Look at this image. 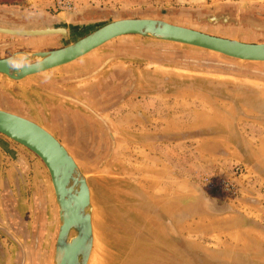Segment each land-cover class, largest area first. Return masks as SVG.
Segmentation results:
<instances>
[{"label": "rangeland", "instance_id": "374dc122", "mask_svg": "<svg viewBox=\"0 0 264 264\" xmlns=\"http://www.w3.org/2000/svg\"><path fill=\"white\" fill-rule=\"evenodd\" d=\"M0 16L67 31L0 34V59L116 19L264 43V0H0ZM0 109L49 132L86 176L87 264H264V63L125 36L19 82L0 75ZM56 208L39 159L0 135V264H51Z\"/></svg>", "mask_w": 264, "mask_h": 264}, {"label": "water", "instance_id": "95a60500", "mask_svg": "<svg viewBox=\"0 0 264 264\" xmlns=\"http://www.w3.org/2000/svg\"><path fill=\"white\" fill-rule=\"evenodd\" d=\"M66 33L63 28H0V34L16 37H66ZM125 36L179 44L239 62L264 63V43L246 44L234 39H221L162 20L116 19L99 25L94 31L59 49L18 52L0 59V75L19 82L73 63L106 43ZM9 61L19 65V70ZM0 135L31 152L48 173L58 212V230L51 264H87L93 234L86 176L66 148L31 120L0 109Z\"/></svg>", "mask_w": 264, "mask_h": 264}, {"label": "flooded vegetation", "instance_id": "af4514ba", "mask_svg": "<svg viewBox=\"0 0 264 264\" xmlns=\"http://www.w3.org/2000/svg\"><path fill=\"white\" fill-rule=\"evenodd\" d=\"M0 21L3 22V23H6V24H3V25H0V28H8V25H12V24L8 23V18H5V17L3 18V17L0 16ZM41 23L47 24V22L44 21V20L43 21L42 20H30L28 22V25H32V26L36 27V26L40 25ZM24 24H27V21H25ZM32 29H34V28H32ZM48 51H51V50H48Z\"/></svg>", "mask_w": 264, "mask_h": 264}, {"label": "crops", "instance_id": "0c3cea01", "mask_svg": "<svg viewBox=\"0 0 264 264\" xmlns=\"http://www.w3.org/2000/svg\"><path fill=\"white\" fill-rule=\"evenodd\" d=\"M146 176L148 177V179H152V175H146ZM134 177L137 179V175H136V176L134 175ZM153 178H154V177H153ZM17 215H18L19 217H21V218H24V219L26 218V217H25V213L17 214Z\"/></svg>", "mask_w": 264, "mask_h": 264}, {"label": "clouds", "instance_id": "9594fccd", "mask_svg": "<svg viewBox=\"0 0 264 264\" xmlns=\"http://www.w3.org/2000/svg\"><path fill=\"white\" fill-rule=\"evenodd\" d=\"M9 63H10V64H13L12 61H9ZM13 66H14L17 70H19V65H14V64H13Z\"/></svg>", "mask_w": 264, "mask_h": 264}, {"label": "bare ground", "instance_id": "6f19581e", "mask_svg": "<svg viewBox=\"0 0 264 264\" xmlns=\"http://www.w3.org/2000/svg\"><path fill=\"white\" fill-rule=\"evenodd\" d=\"M46 28H50V27H47L45 26L43 29H46ZM43 29H34V30H43ZM67 66V65H66ZM51 185V184H50ZM57 209V208H56ZM58 213V212H57Z\"/></svg>", "mask_w": 264, "mask_h": 264}, {"label": "built area", "instance_id": "2783aa9c", "mask_svg": "<svg viewBox=\"0 0 264 264\" xmlns=\"http://www.w3.org/2000/svg\"><path fill=\"white\" fill-rule=\"evenodd\" d=\"M223 187H224V188H227V186H223ZM223 187H222V188H223Z\"/></svg>", "mask_w": 264, "mask_h": 264}]
</instances>
